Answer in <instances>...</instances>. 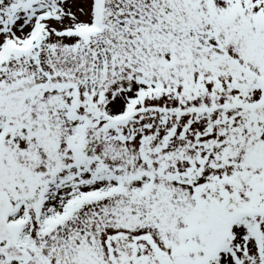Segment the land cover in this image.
Masks as SVG:
<instances>
[{
    "label": "snow or ice",
    "instance_id": "obj_1",
    "mask_svg": "<svg viewBox=\"0 0 264 264\" xmlns=\"http://www.w3.org/2000/svg\"><path fill=\"white\" fill-rule=\"evenodd\" d=\"M0 264H264V0H0Z\"/></svg>",
    "mask_w": 264,
    "mask_h": 264
}]
</instances>
